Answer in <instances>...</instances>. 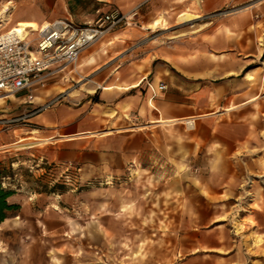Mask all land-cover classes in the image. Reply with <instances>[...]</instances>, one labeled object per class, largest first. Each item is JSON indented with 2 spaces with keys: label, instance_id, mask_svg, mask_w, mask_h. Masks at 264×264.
Returning <instances> with one entry per match:
<instances>
[{
  "label": "rangeland",
  "instance_id": "obj_1",
  "mask_svg": "<svg viewBox=\"0 0 264 264\" xmlns=\"http://www.w3.org/2000/svg\"><path fill=\"white\" fill-rule=\"evenodd\" d=\"M46 1L0 0V33L27 6L39 10ZM201 4L168 5L155 19L159 26L142 29L149 49L163 50L156 64L198 84L197 115L130 141L134 155L122 164L112 150L105 164L93 149L79 159L77 146L62 149L69 154L61 159L54 140L47 144L55 157L47 159L46 141L26 117L31 109L4 113L10 105H0V121L23 118L0 124V161L20 206L0 226V264H262L264 236L244 217L256 203L254 189L264 194V0ZM183 13L201 17L184 22ZM141 16L129 29L146 25ZM112 46L103 44L106 57L114 55ZM71 69L74 78L40 90L56 92L39 104L63 95L60 105L78 108L89 99L92 77L81 61ZM148 83L157 94L166 85ZM21 141L35 145L7 147ZM207 242L216 249L206 251Z\"/></svg>",
  "mask_w": 264,
  "mask_h": 264
},
{
  "label": "crops",
  "instance_id": "obj_2",
  "mask_svg": "<svg viewBox=\"0 0 264 264\" xmlns=\"http://www.w3.org/2000/svg\"><path fill=\"white\" fill-rule=\"evenodd\" d=\"M189 1L191 0H47L46 8L38 10V6H27L22 14L15 18L16 24L20 21L43 23L69 19L76 24L86 25L97 19L99 11L107 12L112 6L118 7L124 14L142 6L141 17L146 25L138 26L137 30L134 28L117 29L82 53L81 67L86 70L87 76H91L93 81L91 85L94 90L88 96L89 99L78 108H69L59 104L29 119L37 128L36 131L42 134V140L46 141L45 145L48 150L45 156L47 159L55 157L54 152L51 151L52 147L47 144L49 140H54L51 145L60 148L57 157L61 159L69 154L68 151H62V149L77 146V151L75 149L73 153L78 155L79 159H85L88 151L93 149L97 157L101 158L100 163L105 164L108 157L106 152L112 150L116 152L111 154L112 157L122 164L124 159L128 160L134 155V150L128 148L130 141L135 139L144 141L145 138L149 139L152 130H160L167 123L175 125L197 115V97L202 94L199 92L198 84L191 80L184 82L181 80L183 77L174 74L167 65L156 64L157 60L165 59L159 55L163 53V50H150L151 41L146 40V36H142L145 34L142 29L152 31L150 26L156 21L157 15L168 10V5ZM194 1L199 5H202V1L203 3L207 1L210 7L215 5V0ZM103 44H112L111 50L114 55L106 57L103 54ZM142 46L143 49L148 48L149 50L140 54ZM97 48L100 49L96 50ZM150 55H153L152 62L146 64L145 67L140 66L139 63L147 60ZM73 73L70 67L50 76L34 92L33 104L39 106L41 104L37 100L49 98L55 94L54 88L46 93L40 91L46 85L57 79L64 81L71 77L74 78ZM148 81L155 84L163 82L168 89L161 90L159 94L154 95L147 86ZM108 87L113 88L108 90ZM202 91L206 92V90ZM36 92L39 93L37 97ZM93 97H96L95 102ZM14 102H17V106H13ZM29 103L24 96L15 97L6 100L3 105H10V107L1 111L9 113L19 108L26 110L35 107ZM14 115L16 114L11 116ZM109 124L112 126V131L103 132ZM134 126L141 127L134 128ZM254 195L258 196L257 199H253L256 203L252 202L249 205L244 219H254V223L246 224L247 228L253 230L255 234L264 236V194L256 187ZM10 201L14 202V197ZM256 204L259 208L255 207ZM253 244L252 241L251 246ZM202 246L206 247V251L216 249L214 243L207 242ZM199 250L197 249L196 252ZM261 262L264 264V258Z\"/></svg>",
  "mask_w": 264,
  "mask_h": 264
},
{
  "label": "built area",
  "instance_id": "obj_3",
  "mask_svg": "<svg viewBox=\"0 0 264 264\" xmlns=\"http://www.w3.org/2000/svg\"><path fill=\"white\" fill-rule=\"evenodd\" d=\"M141 9L142 6H138L124 14L112 6L107 12L99 11L97 19L86 25L60 19L43 25L36 32L29 29L27 33L19 34L11 28L0 33V98L10 100L24 96L30 105H34V92L39 85L54 73L77 65L86 49L111 32L136 25ZM148 87L154 95L157 94L152 83H148ZM161 90H167V86L162 84ZM63 98L61 95L45 105H34L26 117L52 109ZM21 120L23 118H15L0 121V124L13 125Z\"/></svg>",
  "mask_w": 264,
  "mask_h": 264
},
{
  "label": "bare ground",
  "instance_id": "obj_4",
  "mask_svg": "<svg viewBox=\"0 0 264 264\" xmlns=\"http://www.w3.org/2000/svg\"><path fill=\"white\" fill-rule=\"evenodd\" d=\"M10 6H11V3H8L5 5L4 7V10L2 11V15H5L7 16V14L9 13L10 11ZM4 16V17H5ZM201 16H197V15H193V14H190V13H183L181 16H180V19L183 20L184 22H192L198 18H200ZM161 24V20L157 19L153 25L154 26H159ZM47 26V24L45 25ZM16 30V32H18L19 34H25L28 32L29 29H32L33 32H36L38 30H40V26L36 23H31V22H18L14 27H12ZM91 82V81H89ZM113 88V87H112ZM111 87H108L107 89L108 90H112ZM132 88V87H131ZM5 99H2L0 98V105L5 103ZM189 126L191 127H194V121L193 120H189L186 122ZM111 131V130H110ZM38 132V131H37ZM106 135V134H104ZM24 140V139H23ZM37 140V139H36ZM46 140V139H45ZM50 141V140H49ZM48 141V142H49ZM37 142H40V141H37ZM35 144L34 143H22L19 142V143H16V144H12V145H9L7 147H17V148H22V149H26V148H32ZM37 145V144H36Z\"/></svg>",
  "mask_w": 264,
  "mask_h": 264
},
{
  "label": "trees",
  "instance_id": "obj_5",
  "mask_svg": "<svg viewBox=\"0 0 264 264\" xmlns=\"http://www.w3.org/2000/svg\"><path fill=\"white\" fill-rule=\"evenodd\" d=\"M10 178L11 176L7 174L2 161H0V226L8 220L12 212L20 209L17 203L10 201L16 194L14 190L9 188L8 180Z\"/></svg>",
  "mask_w": 264,
  "mask_h": 264
}]
</instances>
